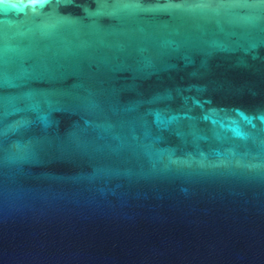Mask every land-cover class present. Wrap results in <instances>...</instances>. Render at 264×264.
Masks as SVG:
<instances>
[{
  "label": "water",
  "instance_id": "1",
  "mask_svg": "<svg viewBox=\"0 0 264 264\" xmlns=\"http://www.w3.org/2000/svg\"><path fill=\"white\" fill-rule=\"evenodd\" d=\"M0 264H264V0H0Z\"/></svg>",
  "mask_w": 264,
  "mask_h": 264
}]
</instances>
